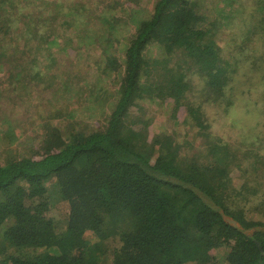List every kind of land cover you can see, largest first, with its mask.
<instances>
[{"label":"trees","instance_id":"16d2710c","mask_svg":"<svg viewBox=\"0 0 264 264\" xmlns=\"http://www.w3.org/2000/svg\"><path fill=\"white\" fill-rule=\"evenodd\" d=\"M7 1L16 6L0 0V158L9 153L0 163V264H264L256 187L235 183V152L210 139L208 121L235 103L238 89L264 81V52L252 47L264 46V0H146L147 11L140 0H116L118 12L105 19L110 33L84 35L90 48L103 46L105 67L85 105L101 117L78 129L74 118L67 134L52 125L36 134L9 113L13 95L29 97L26 79L53 73L55 53L76 50L82 61L89 46L69 32L88 23L55 3L45 16L37 4L9 39ZM153 100L185 106L206 130V162L169 136L150 138L142 109ZM76 105L51 108L47 118L68 119ZM55 205L63 223L49 215Z\"/></svg>","mask_w":264,"mask_h":264},{"label":"rangeland","instance_id":"374dc122","mask_svg":"<svg viewBox=\"0 0 264 264\" xmlns=\"http://www.w3.org/2000/svg\"><path fill=\"white\" fill-rule=\"evenodd\" d=\"M16 6H11L7 1L5 4L9 7V12L3 15V20L8 24L9 39L12 34L17 35L21 29L24 28L25 14L28 10L33 11L37 4L45 8V16H49L55 10V4H60L64 13H72L73 18L77 24L85 26V30L77 28V31L69 32L71 38L76 45H83L89 39H85L86 33L93 34L94 32H102V34H109L110 30L105 29L107 21L105 19L116 14L118 8L114 7L116 0H14ZM146 0H140V7L145 11L148 10ZM252 1V0H251ZM55 3V4H54ZM135 5V4H134ZM139 5V4H138ZM137 8V7H135ZM116 10V11H115ZM19 16L20 18H16ZM64 19L58 21L62 24ZM65 25V24H64ZM57 26V25H56ZM83 26V27H84ZM16 27V28H15ZM66 28V27H65ZM63 28V30H65ZM58 33V32H57ZM97 40H100L97 38ZM90 50H82V61H76V50H70L61 53H55L57 58V66H55L53 73L46 75L41 81L30 83L27 80V91L29 97L24 95V98H15V105L9 113V118L13 122L19 121V118L25 119L30 125L31 130H35L36 134L46 131L50 125L63 128L64 134L70 132L71 120L76 118L78 126L76 129L84 124L93 123V119L101 116H90L86 111L87 103L89 102L88 95L91 93L90 88L93 87L96 81V72L103 70L105 63L101 61V52L103 46L92 49L93 45L86 43ZM90 45L92 46L90 48ZM258 48V52H264L263 43L253 45ZM83 49V48H82ZM35 57V54H32ZM40 66L45 62L40 54H37ZM48 64V62H47ZM43 66L42 68H44ZM113 75V74H112ZM113 76L106 77L110 81ZM105 76L101 75V79ZM7 100V98H5ZM72 102L82 104L79 110L71 111L64 118L48 119L51 108H58L62 106V110L68 108V104ZM210 108L207 107V116ZM132 110H136L133 108ZM4 111L1 107L0 113ZM264 81L260 77H255L253 83H248L246 87L238 89L235 96V103L229 108H224L222 111H210L208 121L211 124L209 127L210 139L217 140L221 143L227 144L232 151V170L231 175L236 184H241L245 181H250V185L256 187L257 201L252 204L256 207L253 213L256 218L259 216L264 219ZM143 117L150 119V138L155 134H163L171 137L172 144L177 146L186 154L193 155L196 152L202 153L200 155L202 162L208 160L206 156V138L202 136V130L195 124L193 118L187 114L185 106L176 110L172 105H164L158 107L156 101L145 102L142 109ZM105 120V117H102ZM34 121V122H33ZM101 121V119H100ZM202 130V131H201ZM29 130L26 131V136L30 135ZM23 141L19 142L21 145ZM22 151V146L18 147ZM15 152V150H13ZM23 153V152H20ZM9 153L0 158V163L8 158ZM258 161V162H257ZM242 164L243 168L239 165ZM250 205V203H248ZM49 215L57 221L63 223L62 220L66 217L62 207L53 206ZM220 264H223L222 262Z\"/></svg>","mask_w":264,"mask_h":264}]
</instances>
